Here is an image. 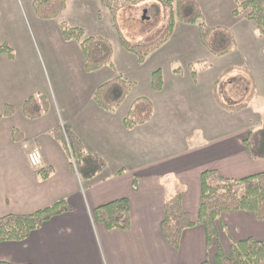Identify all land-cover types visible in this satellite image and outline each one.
<instances>
[{
    "label": "crops",
    "instance_id": "1",
    "mask_svg": "<svg viewBox=\"0 0 264 264\" xmlns=\"http://www.w3.org/2000/svg\"><path fill=\"white\" fill-rule=\"evenodd\" d=\"M29 1L33 4L34 0ZM197 2L207 25L228 30L235 40L233 50L223 57H231L229 69L243 71L240 96L253 92L248 106L241 111L225 109L221 105L220 91L218 96L216 94V82L222 80L224 84L234 69L228 75L224 72L220 78L210 77L209 82L204 83L199 75H192L190 67L187 70V47H184L185 67L169 66L168 72L162 69L163 90L153 91L151 78L154 70L150 72L144 67L154 53H160L170 45L179 27L185 32L182 38L187 40V25L177 23L171 38L153 52L145 64L140 65L136 56L125 50L123 55L130 59L129 68L134 74L150 78L149 85H145L133 101L129 99L140 84L112 73L115 67L112 61L111 65L86 74L92 77L91 93L73 95L70 101L66 98L64 106L56 104L58 116L47 127V114L53 109L49 100V109L43 111L39 119L31 120L23 114L25 101L41 92L36 88L39 75L36 51L27 43L17 45L0 34V43L10 45L15 52L14 58L0 56V121L3 123L0 148L5 149V154L0 156V202L7 201L5 206L0 205V217L31 214L60 200H65L72 208L70 213L44 223L24 241L1 243V261L9 264H203L208 261L215 264L219 248L229 255L231 245L243 239L264 241V222L246 212L221 215L217 222L219 236L211 247L201 225L185 230L176 249L169 244L161 229L165 201L178 192L183 193L184 211L193 222H197L203 172L215 170L227 179L264 173V159L252 158L245 145L251 132L247 128L250 127L237 124L225 131L221 127L219 130L212 128L209 137V117L212 124L217 122L216 116L230 122L233 117L251 110L254 94L264 93V31L244 15H233L238 8L234 0H211L209 16L202 1ZM74 16L76 20L90 21L91 33L84 25L71 23ZM104 17L109 21L112 15L100 0H67L62 14L50 21L60 20L56 26L59 29L66 23L83 28L87 37L107 39L102 33L106 27L102 23ZM188 27L201 42L198 27ZM7 28L6 23L0 24V32ZM60 50L69 56V75L75 77L76 70L82 66L85 68L86 63L80 44L65 41ZM178 69L180 72H176ZM115 77L132 82L133 89L119 108L108 112L96 104L94 94L99 86ZM141 97L152 102L153 117L148 123L128 130L124 119L133 102ZM7 106L14 107L11 117L3 115ZM59 126L75 133L89 152L102 157L107 169L84 184L63 146L55 137L45 138L47 132L54 133ZM13 130L21 132L18 137L21 142L13 139ZM4 139L9 141H2ZM19 144L24 157L13 153L14 145ZM33 148L42 153V169H49L46 178L28 163L27 150ZM19 180L24 182V187L18 191L21 203L12 209L6 189L8 183L12 186L11 182ZM119 199L129 201L131 227L126 231L107 230L95 221L93 210Z\"/></svg>",
    "mask_w": 264,
    "mask_h": 264
},
{
    "label": "trees",
    "instance_id": "2",
    "mask_svg": "<svg viewBox=\"0 0 264 264\" xmlns=\"http://www.w3.org/2000/svg\"><path fill=\"white\" fill-rule=\"evenodd\" d=\"M143 0H100L103 7L107 8L116 22L117 13L126 7L137 4ZM238 8L233 11L234 16L244 15L246 19L254 22L264 31V0H234ZM168 9L166 25L162 33L152 42H132L119 34L121 46L130 54L136 56L140 65L146 63L148 57L163 46L173 35L177 23L197 26L202 44L215 56H224L235 47V40L231 33L224 28H212L207 25L201 6L197 0H163ZM67 5V0H36L34 10L37 16L44 20L55 19L62 14ZM116 26V24L114 25ZM61 31L66 41H76L85 56V71L93 73L111 65L113 60V47L103 37H87L83 28L70 27L65 23ZM7 55L14 58L13 48L0 43V56ZM192 75L196 77V70ZM232 69L225 71V75ZM180 72V69L176 70ZM219 81L215 87H219ZM151 87L153 91L160 92L164 87V77L161 69L152 73ZM133 89V83L115 77L97 88L94 94L96 104L103 110L113 112L126 100ZM217 96L218 89L216 91ZM253 92L243 103L221 104L225 109L237 112L248 106ZM40 103L35 97L28 98L23 106V113L31 120L39 119L43 111L49 109V102L41 98ZM154 114L152 102L141 97L136 99L127 116L124 126L130 130L136 126L148 123ZM14 115V109L8 106L4 116ZM21 132L13 130V139L21 142L18 136ZM55 139L63 146L71 159V165L84 184L95 179L107 169L106 161L95 153L89 152L82 140L73 132L61 126L54 130ZM245 145L252 158L264 159V129L255 133L250 132ZM49 169H41L38 173L47 177ZM136 190V183H135ZM183 193L178 192L168 198L164 204V219L161 225L162 232L173 248H178L183 232L196 225H201L207 233L208 245L211 247L219 236L217 222L221 215L228 212H246L264 222V173L249 176L243 179H227L218 171L208 170L201 176V197L199 216L193 222L183 209ZM72 208L65 200L57 201L49 207L40 209L31 214H8L0 217V244L3 242H21L29 238L32 232L39 229L51 219L70 213ZM93 217L107 230H129L131 227V209L127 199H119L102 205L93 210ZM0 264H9L0 260ZM203 264H209L208 261ZM215 264H264V241L253 238L243 239L231 245L230 254L226 255L219 248Z\"/></svg>",
    "mask_w": 264,
    "mask_h": 264
},
{
    "label": "rangeland",
    "instance_id": "3",
    "mask_svg": "<svg viewBox=\"0 0 264 264\" xmlns=\"http://www.w3.org/2000/svg\"><path fill=\"white\" fill-rule=\"evenodd\" d=\"M35 1L36 0H34L32 4L29 0H0V24L6 23L9 26L6 30H1L0 34L3 35V39L12 40V42L17 45L27 43L36 51L39 73L36 88L38 92L39 90L41 92L32 97H35L40 103H42L41 98H45L52 103L53 109L47 114V116H49L47 117L49 121L46 123V126L48 127L58 116L56 104L59 103L64 106L66 98H69L70 101L73 95L91 93L93 82L90 80L92 77L86 75L89 73L85 71L82 64V68H79L78 71L76 70L75 77H70L69 71H71V68L69 56L64 52H60L62 50H60V48L64 46L66 41L62 35L61 28L59 29L56 27L59 25L60 20L50 21L53 19L44 20L39 18L34 10ZM201 1L206 15L209 16L210 8L208 5L211 0ZM167 13L168 9L163 0H143L137 4L121 9L117 13L116 22L113 20V16L112 18L110 17L109 21L104 17L102 23H104L106 27H104L105 29L102 33L108 37L107 39H109L108 41L113 47L112 61L115 67L112 68V73H115V75H124V77L136 80L137 83L140 84L138 88L135 89L132 97H130V102L134 100L135 95H137L140 90L145 88V85H149L150 78L147 79L148 76L145 78L143 75L134 74V70L129 68V66L131 67L130 59L125 58L123 55L126 54V51L121 46L119 34H122L127 40L132 42H152L162 33L166 25ZM71 23H76L80 26L84 25L88 33H91L92 28L90 21L76 20L74 16V20H71ZM115 24L116 26H114ZM188 26L191 25H187V40L182 38L185 32L179 27L178 33L170 45L160 53H157L158 55L154 53L144 68H147V71L150 72L158 69H163V71L168 72L169 66L183 68L186 65V62L183 60L185 52L184 47H187V70L190 66H193V70H196V75H199L204 83H208L210 77L214 79L220 78V76L229 69L228 67L231 66L229 62L231 61V57H219L210 53L199 40H196L192 35V30L189 29L190 27ZM262 37L264 40V36ZM17 45L15 46L17 47ZM136 64L138 63L136 62ZM230 69H234V73L226 77L224 84L221 80L218 87V91H220V100L224 104L243 102L251 94V92H245L242 97L240 96V89L243 87L244 81L243 71H239V69L232 67ZM201 72L202 74H200ZM145 79L147 80L145 81ZM235 89L237 93H235ZM251 106L250 111L243 115H238V117H233V120L230 122L225 120L222 121L216 116L217 122L212 124L209 117V126H211L209 127V137L212 135V128L219 130V127H221V130L225 131L228 127L231 128L237 124L250 127L247 129L253 133L264 129V93L261 95L254 94ZM11 107L14 109L13 106ZM19 123L20 122L12 123L10 126ZM63 128L65 129V127ZM0 129H3V123H1V121ZM48 137L54 138L53 131H49L45 134V138ZM2 141L8 142L9 139H4ZM30 150H27V160ZM4 151L5 149L0 148V156L5 154ZM13 153L15 156L24 157L23 149L20 144L14 145ZM42 167L35 170L40 171ZM23 183L22 180H19L11 182L12 186L9 183L7 185L6 196H9L11 202L9 205L12 209H14L16 205L19 206L21 203L18 197V191L24 187ZM3 188L4 185L2 189ZM3 197L4 194L1 195V198ZM6 203L7 201L0 202V205L5 206Z\"/></svg>",
    "mask_w": 264,
    "mask_h": 264
},
{
    "label": "built area",
    "instance_id": "4",
    "mask_svg": "<svg viewBox=\"0 0 264 264\" xmlns=\"http://www.w3.org/2000/svg\"><path fill=\"white\" fill-rule=\"evenodd\" d=\"M28 163L33 169H38L43 166V156L38 148L30 150L28 154Z\"/></svg>",
    "mask_w": 264,
    "mask_h": 264
}]
</instances>
